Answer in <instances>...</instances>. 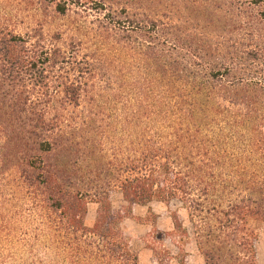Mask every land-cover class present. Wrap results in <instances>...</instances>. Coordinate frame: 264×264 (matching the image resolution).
I'll use <instances>...</instances> for the list:
<instances>
[{"label":"trees","instance_id":"1","mask_svg":"<svg viewBox=\"0 0 264 264\" xmlns=\"http://www.w3.org/2000/svg\"><path fill=\"white\" fill-rule=\"evenodd\" d=\"M153 202L178 254L257 264L264 0H0V264H138L122 223Z\"/></svg>","mask_w":264,"mask_h":264},{"label":"rangeland","instance_id":"2","mask_svg":"<svg viewBox=\"0 0 264 264\" xmlns=\"http://www.w3.org/2000/svg\"><path fill=\"white\" fill-rule=\"evenodd\" d=\"M160 5H165V1H163ZM45 20L49 22V26L47 29H49L50 33L54 34L58 29H62V31L68 30L70 31V33L74 32L77 37V24L75 25L77 21V15H68L66 20L61 21H54L50 17H46ZM25 27L22 28L20 26L17 29V32L22 33L27 29ZM70 37L71 35L65 36L64 34V42ZM75 112H77V108ZM80 165L82 167L83 165H85V163H82ZM75 169H77V164ZM111 203L113 208L115 209H119L124 205L121 195L118 192H115L111 197ZM96 208L97 206L93 203H90L88 205V211L85 219V224L87 226L92 225L95 219ZM177 208V204H172L171 208H168L164 204L153 202L147 206H138L134 209V217L139 219L138 222L130 219H126L123 221L122 229L131 245L132 251L136 253L138 257V264H157L152 261L151 249L153 248H161L168 251L169 253L167 260H164L163 256L160 257L161 259H163V261L159 264H179L177 259L178 257L184 258L183 264H203L202 257L199 255L191 241H186L185 243H183L181 247L183 252L182 254H178V248H180V246L174 241L175 239L171 236L173 226L170 218V212L176 210ZM178 214L182 218L184 226H186L188 229L189 226H187L185 217L186 215L184 211L180 210ZM255 228L257 232V242L255 246L257 264H264V222H260L257 225L255 224ZM177 255L179 256L177 257Z\"/></svg>","mask_w":264,"mask_h":264}]
</instances>
